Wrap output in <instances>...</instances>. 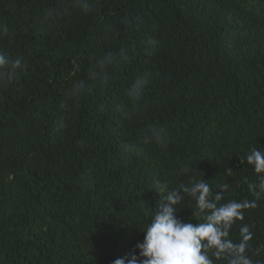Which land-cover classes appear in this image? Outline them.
Returning a JSON list of instances; mask_svg holds the SVG:
<instances>
[{"label": "trees", "instance_id": "1", "mask_svg": "<svg viewBox=\"0 0 264 264\" xmlns=\"http://www.w3.org/2000/svg\"><path fill=\"white\" fill-rule=\"evenodd\" d=\"M87 2L0 0V53L23 66L0 80V264L139 257L155 188L203 179L213 199L228 185L218 206L256 203L229 238L248 225L264 264V195L248 189L264 174L246 162L264 152V0ZM181 194L178 218L203 222Z\"/></svg>", "mask_w": 264, "mask_h": 264}, {"label": "clouds", "instance_id": "2", "mask_svg": "<svg viewBox=\"0 0 264 264\" xmlns=\"http://www.w3.org/2000/svg\"><path fill=\"white\" fill-rule=\"evenodd\" d=\"M84 11L90 8L87 0H78ZM121 59L127 56L121 53ZM116 60L114 55H106L98 61L99 67L112 64ZM20 59L10 60L5 54L0 53V80L11 79L13 75L22 70ZM96 78L97 73H91ZM143 79L137 80L134 87L129 91V96H138L144 87ZM83 84L75 86V92L83 89ZM154 141L164 146L167 137L164 129L152 128L145 142ZM128 149H126L127 151ZM243 163V161H241ZM246 162L251 165L257 174H264V152L251 149L246 156ZM232 170L227 169L226 174L231 176ZM228 185H221V191L216 192L212 198V188L207 180L194 181L191 185H181L179 190H170L166 183L158 185L155 189L161 199L157 202L156 212L152 215L150 223L143 230L144 240L137 245L139 257L135 254L130 258H118L114 264H214V260L226 259L227 264H254L248 255L249 241L253 233L248 225L240 227V240L238 243L229 238L230 229L238 220H242L244 209L256 207L255 202H237L235 200L220 204L223 192ZM248 189L257 198L264 195V175H261L258 184L249 183ZM161 193L165 195L161 196ZM187 194L195 201L193 215L201 216L203 222L193 224L179 219L176 206ZM261 249H257L259 253Z\"/></svg>", "mask_w": 264, "mask_h": 264}]
</instances>
